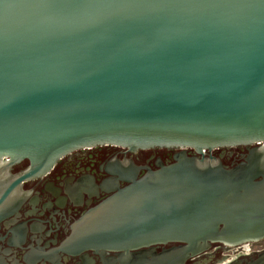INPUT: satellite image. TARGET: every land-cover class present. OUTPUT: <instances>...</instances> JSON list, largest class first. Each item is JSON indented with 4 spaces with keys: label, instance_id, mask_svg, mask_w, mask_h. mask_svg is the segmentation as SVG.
Returning <instances> with one entry per match:
<instances>
[{
    "label": "water",
    "instance_id": "water-1",
    "mask_svg": "<svg viewBox=\"0 0 264 264\" xmlns=\"http://www.w3.org/2000/svg\"><path fill=\"white\" fill-rule=\"evenodd\" d=\"M253 144L231 168L203 157ZM96 146L180 152L121 175L130 184L76 224L70 251L177 242L165 258L183 264L209 242L259 241L264 0H0V223L22 183Z\"/></svg>",
    "mask_w": 264,
    "mask_h": 264
},
{
    "label": "flooded vegetation",
    "instance_id": "flooded-vegetation-1",
    "mask_svg": "<svg viewBox=\"0 0 264 264\" xmlns=\"http://www.w3.org/2000/svg\"><path fill=\"white\" fill-rule=\"evenodd\" d=\"M262 144L219 148L205 152L204 158L219 160L228 168L244 162L248 150ZM190 155L198 156L191 150ZM180 150L153 148L129 150L115 146H96L72 151L41 178L22 183L23 202L17 215L0 223V264H176L167 254L181 243H158L135 249L88 248L70 251L68 242L83 217L116 189L130 183L121 175L135 174L173 162ZM25 163L13 166L9 174L20 175ZM260 179V178H258ZM175 251V250H174ZM173 251V252H174ZM72 252V253H71ZM264 257V236L239 242H209L207 248L183 264H253Z\"/></svg>",
    "mask_w": 264,
    "mask_h": 264
}]
</instances>
